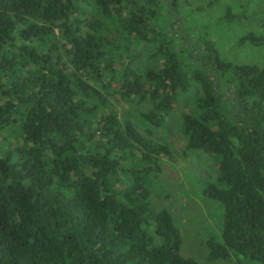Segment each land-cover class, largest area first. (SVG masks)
Listing matches in <instances>:
<instances>
[{
	"label": "trees",
	"instance_id": "16d2710c",
	"mask_svg": "<svg viewBox=\"0 0 264 264\" xmlns=\"http://www.w3.org/2000/svg\"><path fill=\"white\" fill-rule=\"evenodd\" d=\"M180 4L0 0V264H196L151 199L170 151L98 110L108 97L147 102L140 122L155 129L192 82L179 135L215 161L202 194L220 211L206 259L264 264V66L231 63L202 38L183 49ZM239 42L264 46V33ZM146 43L158 68L126 61Z\"/></svg>",
	"mask_w": 264,
	"mask_h": 264
},
{
	"label": "rangeland",
	"instance_id": "374dc122",
	"mask_svg": "<svg viewBox=\"0 0 264 264\" xmlns=\"http://www.w3.org/2000/svg\"><path fill=\"white\" fill-rule=\"evenodd\" d=\"M184 2V1H183ZM177 14L185 21L183 32L188 38L182 40V48L187 51L206 39L220 58L234 64L264 66V46H253L239 39L252 34L264 33V0H185ZM232 16V21L224 22L225 10ZM101 22L104 21L97 16ZM109 30L113 24L105 23ZM170 33L175 48L180 49L176 36L184 33ZM187 44V45H186ZM151 44H133L128 60L137 67L158 68L159 60L152 59ZM122 59H124V53ZM118 62V60H116ZM188 63V61H187ZM190 64H193L190 62ZM199 86L192 82L185 94L176 99L173 108L165 115L158 128H151L140 122L139 115L151 105L144 103H125L108 97L107 104H99V111L114 110L120 118L129 120L136 131L146 140L164 145L170 151V158H161V172L155 175L151 186V199L156 210L165 209L172 217L180 235L179 253L191 258L196 264H233L234 257L225 261H208L203 240L212 232H217L218 214L215 203L208 201L202 194L206 186L214 182L215 161L198 151H185L179 135L180 113L194 111L195 99L199 96ZM218 233V232H217Z\"/></svg>",
	"mask_w": 264,
	"mask_h": 264
}]
</instances>
